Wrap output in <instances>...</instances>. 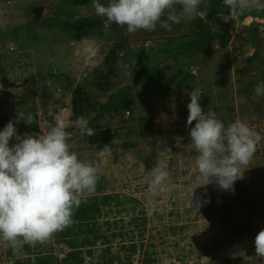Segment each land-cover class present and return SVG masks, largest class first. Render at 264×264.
Returning <instances> with one entry per match:
<instances>
[{
	"label": "rangeland",
	"instance_id": "obj_1",
	"mask_svg": "<svg viewBox=\"0 0 264 264\" xmlns=\"http://www.w3.org/2000/svg\"><path fill=\"white\" fill-rule=\"evenodd\" d=\"M92 3L0 0V131L11 120L22 137L19 112L48 110L55 104L57 87L69 93L81 85L88 100L82 102L79 117L86 127L109 129L112 138L93 149L79 126L67 131L73 134L72 151L82 161L95 162L98 152L109 147L100 161L103 174L97 185L102 193L117 194L120 203L111 201L97 224L102 236H116L108 244L84 246L77 261L68 257L73 239L65 236L67 228L42 245L25 244L15 254L0 239V254L10 256L12 264L28 258L34 263L38 255H51L59 264H102L103 257L113 258V264H264L255 250V237L264 230V96L254 91L264 82V19L247 16L240 21L235 16L225 22L228 15L212 17L210 28L228 31L229 43L221 48L215 41L210 54H204L188 45L197 30L190 21L178 30L158 24L155 31L128 34L126 27L96 15ZM100 3L106 6L109 0ZM84 17L99 23L77 39L75 21ZM89 43L100 47L93 60L83 51ZM118 60L129 65L128 75ZM193 88L203 92L205 113L213 110L226 127L241 120L261 135L232 189L223 190L215 181L201 185L198 179L197 152L189 135L196 122L187 124L190 96L184 91ZM109 96L129 102L103 112L101 105ZM99 112L102 117L92 122ZM36 134H42L39 125ZM180 137L183 147L175 144ZM166 147L172 153L162 158ZM160 161L169 178L151 194V170Z\"/></svg>",
	"mask_w": 264,
	"mask_h": 264
},
{
	"label": "clouds",
	"instance_id": "obj_2",
	"mask_svg": "<svg viewBox=\"0 0 264 264\" xmlns=\"http://www.w3.org/2000/svg\"><path fill=\"white\" fill-rule=\"evenodd\" d=\"M223 4L229 12L223 19L225 22L247 11L264 12V0H223ZM92 7L108 23L126 27L128 34H134L139 30L155 31L158 24L171 30L173 24L204 16L200 9L209 5L205 0H109L105 6L100 0H93ZM83 51L88 60H93L99 55L100 47L89 43ZM117 65L125 70V75L129 74V65L123 60H118ZM48 84L51 87L50 81ZM184 91L190 96L187 124L196 122L189 135L197 152L198 179L201 185L215 181L223 190L232 189L253 158L261 135L241 120L226 127L213 110L205 113L200 104L203 96L200 88ZM254 91L257 96H264V82ZM20 120L31 125L35 118L19 112L17 123ZM74 124L79 126L81 135H95L92 128L86 127L83 117L73 122L63 112L56 113L49 129L35 137L25 134L22 138L11 120L0 131V239L11 246L14 254L25 244L42 245L72 226L74 211L80 207L82 198L96 190L103 174L100 161L109 147L98 152L95 162L80 160L72 151L73 134L67 131ZM12 138L17 143L9 147ZM182 140L176 138L177 147H183ZM170 153L171 149L166 147L160 156L166 158ZM151 176L148 192L155 194L165 187L169 178L162 161L151 170ZM199 206L198 203L195 208ZM255 250L264 261V230L255 237Z\"/></svg>",
	"mask_w": 264,
	"mask_h": 264
},
{
	"label": "trees",
	"instance_id": "obj_3",
	"mask_svg": "<svg viewBox=\"0 0 264 264\" xmlns=\"http://www.w3.org/2000/svg\"><path fill=\"white\" fill-rule=\"evenodd\" d=\"M76 4H85L88 2V0H73ZM205 2L209 5L207 9L201 7V11L205 12V15L193 20H184L191 22V28H196V32H194V37L188 41V45L191 49H193L196 52L204 53V54H210L212 45L216 41L217 45L221 48H224L229 43V33L228 31H220L218 29H211L209 25V20L214 16L219 15H228V9L223 4V0H205ZM177 11L179 9L177 8ZM247 16H253L264 19V12H258L255 10L247 11L243 15H237L238 20L242 21ZM179 24H173V26L178 30L179 28H182L183 23ZM99 23V19H91L89 17H84L79 20L75 21V37L77 39L83 38L87 34V29L92 28L96 26ZM255 28L252 29L251 35L254 34ZM246 40L252 41L251 37H247ZM257 51H254L252 56L256 55ZM187 78V77H186ZM183 78V79H186ZM70 94V119L78 118L83 113L84 107L82 106L83 101H87L86 93L84 92V89L81 85H77L72 92H69ZM112 97H108L107 100L103 103L102 108L103 112H111L116 111L118 108H121L124 105H127L129 100L125 97H122L119 100H113ZM32 114L35 118V121L33 124L28 125L24 121H22V125L24 126V130L22 131L21 135L22 138H24L25 134L33 135L34 137L37 136L38 132V123H37V114L35 113H28V110L26 111V114ZM102 112H99L97 116L95 115V118L92 119V122L96 121L98 118L102 117ZM149 123L150 120H148L147 124L143 126V130L148 131L149 130ZM95 132V135L88 136L87 135V141L89 143V146L93 149L101 148L106 143H108L111 140V131L109 129H103L99 125H94L92 128ZM141 134H145L144 131L141 132ZM17 142H11L9 143V147L13 146ZM118 198L117 194H105L102 193V187L100 185H97L96 190L94 193L90 195H85L82 198V203L78 209H75L73 214V224L72 226L67 228L66 235L70 238H72V242L70 243V248L72 250L71 253H69L68 257L75 256V261L78 260V251L82 249L84 246H92L96 243V241L102 242V244H108L112 241L113 238H115L116 234H112L110 237L104 235L102 236L99 233L98 230V224L97 219L102 216V212L104 211L105 207H107L109 204H111V201L116 200ZM117 204L120 202L116 200ZM134 221V219H133ZM87 232H90L92 234L90 239H87L86 234ZM83 236L82 239H79L78 236ZM75 239L81 240L80 243H74ZM131 251H134V246L130 247ZM63 262H67L66 257H64ZM15 264H59L57 262V259L55 257H52L51 255H47V257H44L43 255H38L36 258V261L32 263L31 259L28 258L24 261H16ZM73 264H79V262H75ZM102 264H113V258H107L102 260Z\"/></svg>",
	"mask_w": 264,
	"mask_h": 264
},
{
	"label": "built area",
	"instance_id": "obj_4",
	"mask_svg": "<svg viewBox=\"0 0 264 264\" xmlns=\"http://www.w3.org/2000/svg\"><path fill=\"white\" fill-rule=\"evenodd\" d=\"M83 75H85V72H83ZM53 94L55 97L54 106L48 110L37 112V123L42 133L49 129L56 113L63 112V114L70 119V94L61 87H57ZM0 264H12L11 257L6 254H0Z\"/></svg>",
	"mask_w": 264,
	"mask_h": 264
}]
</instances>
